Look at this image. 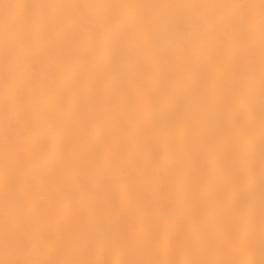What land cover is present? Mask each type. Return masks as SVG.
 I'll return each mask as SVG.
<instances>
[{"label":"bare ground","instance_id":"1","mask_svg":"<svg viewBox=\"0 0 264 264\" xmlns=\"http://www.w3.org/2000/svg\"><path fill=\"white\" fill-rule=\"evenodd\" d=\"M0 264H264V0H0Z\"/></svg>","mask_w":264,"mask_h":264}]
</instances>
